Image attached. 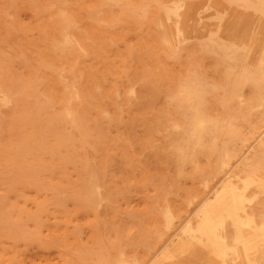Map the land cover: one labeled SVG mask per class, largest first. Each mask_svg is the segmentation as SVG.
Returning a JSON list of instances; mask_svg holds the SVG:
<instances>
[{
	"label": "bare ground",
	"instance_id": "1",
	"mask_svg": "<svg viewBox=\"0 0 264 264\" xmlns=\"http://www.w3.org/2000/svg\"><path fill=\"white\" fill-rule=\"evenodd\" d=\"M23 9L39 29L30 81L35 80L34 71L47 75L53 85L46 93L55 105L56 120L21 125L6 150L7 161L27 163L43 156L53 161V149L68 145L70 133L83 139L89 126L77 121H82L77 107L83 94L72 75L77 60L93 49L113 50L117 41L123 43V53L115 56L122 62L133 40L138 64L152 70L158 83L168 80L162 117L152 135L176 158V177H183L188 167L195 182L187 194L194 201L183 210L186 214L173 217L163 211L164 188L157 181L156 202L147 206L148 212H157L151 264L263 260L264 0H0V20L12 25ZM116 28L120 33L113 36ZM120 73L125 81L126 70L121 67ZM133 97L131 83L108 91L115 113L118 102L129 105ZM11 98L10 90L0 86V107ZM97 117L106 119L100 109ZM234 165L246 167L243 175L235 176L237 182L228 178L209 187L216 174ZM97 182L92 173L77 181L70 195L74 211H88L99 202ZM120 191L112 188L109 199ZM47 196L55 208L60 205V195ZM44 204L38 202L34 212L24 216L33 228L39 225ZM13 223L20 225L21 220ZM111 264L134 262L118 257Z\"/></svg>",
	"mask_w": 264,
	"mask_h": 264
},
{
	"label": "rangeland",
	"instance_id": "2",
	"mask_svg": "<svg viewBox=\"0 0 264 264\" xmlns=\"http://www.w3.org/2000/svg\"><path fill=\"white\" fill-rule=\"evenodd\" d=\"M119 33L116 28L113 36ZM38 40L39 29L28 10L18 11L12 25L0 20V86L8 88L12 97L0 107V264H111L118 257L134 264H151L157 212H148L147 206L156 202L157 181L164 188L163 211L173 217L185 215L188 202L194 201L187 195L195 185L189 168H183V177H176V158L162 150L159 137L152 135L162 117L168 80L158 83L152 70L138 64L139 49L133 40L128 41L129 54L122 62L115 56L123 53L121 42L115 41L110 51L87 52L72 71L83 92L77 107L82 121H77L89 126L85 137L70 133L68 145L53 149V161L43 156L39 161L8 162L6 150L15 142L21 125L53 124L56 120L55 105L46 93L47 86L53 84L43 71H34L35 80L30 81L34 70L31 57ZM121 67L126 70V82ZM125 83L133 85L134 97L129 105L118 102L120 108L115 113L108 91ZM99 109L106 119L97 117ZM227 168V173L215 175L210 188L228 178L237 182L235 176L243 175L246 167ZM89 173L98 179L99 202L88 211H74L72 188ZM114 187L121 191L109 199ZM51 193L60 195L57 208L50 196L43 197ZM41 201L45 204L39 225L33 228L24 216L33 213ZM19 220L22 230L13 223ZM258 264H264V259Z\"/></svg>",
	"mask_w": 264,
	"mask_h": 264
}]
</instances>
